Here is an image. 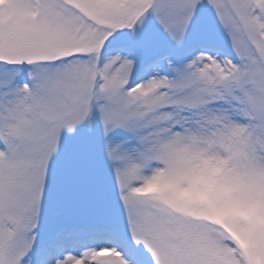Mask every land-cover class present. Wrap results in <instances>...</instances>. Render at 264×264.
Returning a JSON list of instances; mask_svg holds the SVG:
<instances>
[{"label": "snow or ice", "instance_id": "1", "mask_svg": "<svg viewBox=\"0 0 264 264\" xmlns=\"http://www.w3.org/2000/svg\"><path fill=\"white\" fill-rule=\"evenodd\" d=\"M0 264H264V0H0Z\"/></svg>", "mask_w": 264, "mask_h": 264}]
</instances>
